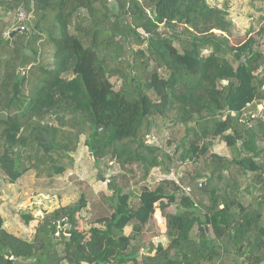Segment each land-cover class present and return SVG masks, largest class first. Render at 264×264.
Segmentation results:
<instances>
[{"label":"trees","instance_id":"1","mask_svg":"<svg viewBox=\"0 0 264 264\" xmlns=\"http://www.w3.org/2000/svg\"><path fill=\"white\" fill-rule=\"evenodd\" d=\"M109 1L0 0V172L12 183L31 170L52 182L85 134L95 166L134 165L142 179L152 168L168 175L176 163H196L180 178L190 194L162 179L134 206L125 184L109 180L111 211L92 222L101 226L81 228L82 193L40 217L30 240L4 229L0 214V264H264V116L243 114L264 102L256 74L264 51L208 0ZM19 8L32 10L33 26L5 36L6 14ZM149 60L164 73L146 76ZM112 77L121 80L116 90ZM159 122L169 125L172 152L147 141ZM216 138L230 157L208 151ZM156 210L167 243H150L139 261L135 235Z\"/></svg>","mask_w":264,"mask_h":264},{"label":"rangeland","instance_id":"2","mask_svg":"<svg viewBox=\"0 0 264 264\" xmlns=\"http://www.w3.org/2000/svg\"><path fill=\"white\" fill-rule=\"evenodd\" d=\"M208 2L211 5L224 7L229 19L233 22V32L237 36L247 33L252 34L257 40L255 49L261 52L264 51V31L262 30L264 29V0H208ZM113 3H115L114 0L109 1V5H114ZM1 11L2 9H0ZM19 12L24 13L23 19H19ZM6 17L8 28L4 32L5 36H8V32L12 28L24 26V24L33 26L34 23L32 10L25 12L23 8L8 12ZM216 33L220 34V32ZM174 46L178 50H181V46L176 40L174 41ZM40 51L42 62L47 67L51 66L53 45L45 43L41 46ZM208 51L204 50L203 53H208ZM153 69H157L161 74L164 73L163 68H159L154 61L149 60L148 71L145 75L148 76ZM19 72L21 73V70ZM256 74L264 76V66L257 69ZM66 75L68 76V74ZM110 81L113 83L115 90L121 86L120 78L112 77ZM149 94L154 95L151 92ZM250 110H253L257 115L264 116V102L257 104L256 107H253V105L248 106L243 111V114H246ZM158 124L157 126L154 125L152 129V133H156L157 135L152 136L153 138L148 136L147 141L149 143L164 145V147L172 152L173 145L167 144L169 125L161 122ZM85 138V134L80 136L77 150L72 153V166L68 167L63 174L55 175L52 182L42 181L31 170L12 183L7 180L4 173L0 172V213L4 217L6 228L9 232L24 239H33L35 227L40 217L58 207L76 202L82 193L86 196L87 205L80 212V215L83 217L81 228L88 229L91 225L101 226L92 222L95 217L102 214L108 215L111 211V202L109 201L111 191L107 187L109 180H114L117 184H125V191H131L132 193L130 201L134 206L138 202L137 195L142 188L148 187L152 189L162 179L174 180L183 193L190 194V189L182 186L180 178L186 172L193 173L196 163L188 161L176 163L168 175L161 173L157 168H152L149 174L142 179L140 171L134 165L122 167L116 161H109L107 164L102 163L99 167L95 166L94 159L84 144ZM208 151L225 157L231 156L230 149L220 138L215 139L214 146L209 147ZM99 172L104 175L105 181L100 180L98 176ZM251 175L249 174L248 177L250 178ZM201 182L204 181L201 180ZM177 204H171L166 211L168 213L176 212L178 209ZM27 213L35 214V218L26 224L23 221L22 214ZM61 222L63 223V221ZM61 222L57 229L59 231V228L62 227L64 233L67 234L65 231L66 225L61 224ZM131 230V225L124 228L125 234H130ZM159 242L166 245L167 237L164 234V220H162L159 211L156 210L153 218L143 225L141 233L135 235L134 244L137 246V258L139 261L141 256L147 252L150 243L156 245ZM125 264L132 263L128 262Z\"/></svg>","mask_w":264,"mask_h":264},{"label":"water","instance_id":"3","mask_svg":"<svg viewBox=\"0 0 264 264\" xmlns=\"http://www.w3.org/2000/svg\"><path fill=\"white\" fill-rule=\"evenodd\" d=\"M19 31H21V32H28V29L26 27H16V28H14L13 30L10 31L9 36L12 37L16 32H19ZM61 115L62 114L56 115L54 117L55 120H58ZM203 186H204V182H201V183H199L197 185V187L199 189H203ZM61 224H64V221H63V223L61 222ZM66 233L68 234V230L67 229H66ZM8 257H10V255H8Z\"/></svg>","mask_w":264,"mask_h":264},{"label":"built area","instance_id":"4","mask_svg":"<svg viewBox=\"0 0 264 264\" xmlns=\"http://www.w3.org/2000/svg\"><path fill=\"white\" fill-rule=\"evenodd\" d=\"M19 14H20V17H19V19H23V15H24V13H22V12H19ZM20 27H23V25L22 26H20ZM261 90L262 91H264V81L262 82V84H261Z\"/></svg>","mask_w":264,"mask_h":264},{"label":"crops","instance_id":"5","mask_svg":"<svg viewBox=\"0 0 264 264\" xmlns=\"http://www.w3.org/2000/svg\"><path fill=\"white\" fill-rule=\"evenodd\" d=\"M1 214V213H0ZM33 215V214H32ZM2 216V215H1ZM33 216H35V214L33 215ZM2 218H3V227H4V229H6L7 231H8V229L6 228V224H5V220H4V217L2 216ZM32 221V220H31ZM9 232V231H8ZM11 233V232H10ZM12 234H14V233H12Z\"/></svg>","mask_w":264,"mask_h":264}]
</instances>
